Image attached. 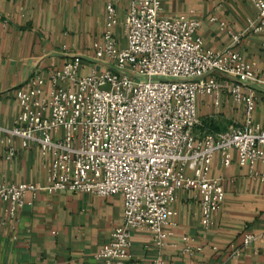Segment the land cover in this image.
<instances>
[{
  "label": "built area",
  "instance_id": "1",
  "mask_svg": "<svg viewBox=\"0 0 264 264\" xmlns=\"http://www.w3.org/2000/svg\"><path fill=\"white\" fill-rule=\"evenodd\" d=\"M104 1L92 64L73 55L61 69L39 72L15 90L18 112L11 126L0 124V163L35 147L47 175L38 185L0 174V204L14 219L28 192L119 193L121 221L95 256L122 264L130 257L133 230H148L158 247L167 244L164 228L175 215L179 189L198 196L201 223L211 224L224 201L220 179L210 176L217 153L229 166L235 150L238 164L257 174L256 163L264 162V123L253 112L256 89L264 87V65L246 62L234 50L205 49L193 37L200 21L162 15L160 0H130L122 21L115 0ZM252 3L256 18L232 36L235 42L248 31H264V0ZM225 93L244 107L243 123L196 136L199 95L219 107ZM254 239L244 236L245 243ZM182 240V250L191 252L189 238Z\"/></svg>",
  "mask_w": 264,
  "mask_h": 264
},
{
  "label": "crops",
  "instance_id": "2",
  "mask_svg": "<svg viewBox=\"0 0 264 264\" xmlns=\"http://www.w3.org/2000/svg\"><path fill=\"white\" fill-rule=\"evenodd\" d=\"M129 2L115 0L120 21ZM160 6L162 15L183 14L199 20L193 37L202 40L205 49L234 50L244 61L264 65V31H248L237 42L232 39L248 28L249 20H255L252 0H160ZM104 21V0H0V124L11 126L18 112L15 90L35 74L59 70L76 54L84 64H92L94 42ZM116 32L121 36V26ZM256 95L253 118L264 123V87L257 88ZM197 108L200 122L194 133L200 138L244 121V107L226 93L219 107L199 95ZM255 171L238 164L235 150H231L229 166L221 163L217 153L210 176L220 179L224 201L211 224L201 223L198 196L179 189L172 204L175 215L164 228L167 244L158 247L148 230H133L130 257L122 264H261L263 161L256 163ZM0 174L12 182L42 185L47 171L37 148L31 147L19 150L12 162H1ZM122 211L119 193L98 196L68 189L28 192L14 219L0 204V264H107L95 255L110 241ZM247 233L255 239L245 243ZM184 236L189 238L191 252L182 250Z\"/></svg>",
  "mask_w": 264,
  "mask_h": 264
},
{
  "label": "rangeland",
  "instance_id": "3",
  "mask_svg": "<svg viewBox=\"0 0 264 264\" xmlns=\"http://www.w3.org/2000/svg\"><path fill=\"white\" fill-rule=\"evenodd\" d=\"M164 16H165V15H164ZM122 33H123V32H122V29H121V35H122ZM212 75L215 76V77H217V75H219V74L215 72V73H213Z\"/></svg>",
  "mask_w": 264,
  "mask_h": 264
}]
</instances>
